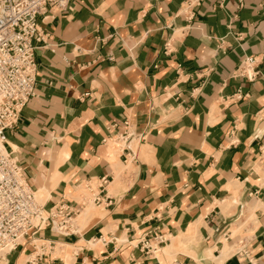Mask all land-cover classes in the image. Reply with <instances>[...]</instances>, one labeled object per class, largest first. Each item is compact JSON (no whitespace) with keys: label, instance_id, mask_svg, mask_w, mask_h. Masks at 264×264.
Returning a JSON list of instances; mask_svg holds the SVG:
<instances>
[{"label":"crops","instance_id":"0c3cea01","mask_svg":"<svg viewBox=\"0 0 264 264\" xmlns=\"http://www.w3.org/2000/svg\"><path fill=\"white\" fill-rule=\"evenodd\" d=\"M189 1L38 18L35 97L5 148L46 208L74 214L40 233L47 264H264V0ZM126 131L143 139L103 143Z\"/></svg>","mask_w":264,"mask_h":264},{"label":"built area","instance_id":"2783aa9c","mask_svg":"<svg viewBox=\"0 0 264 264\" xmlns=\"http://www.w3.org/2000/svg\"><path fill=\"white\" fill-rule=\"evenodd\" d=\"M68 4L69 0H0V264H8L10 256L22 252L26 245L31 250L24 264L54 260L53 244L42 239L40 233L48 230L65 236L74 215L63 204L50 208L40 204L5 148V132L16 127L22 109L35 97L37 67L33 44L42 42L37 20L48 13H64ZM193 4L195 1L190 0L187 8ZM250 64L248 61L241 72ZM135 137L143 139L141 134L126 131L103 143L125 146ZM132 155L129 150L126 157L131 159ZM100 182L102 186L107 184L106 179ZM165 241L153 236L140 242V250L145 255L154 254Z\"/></svg>","mask_w":264,"mask_h":264},{"label":"rangeland","instance_id":"374dc122","mask_svg":"<svg viewBox=\"0 0 264 264\" xmlns=\"http://www.w3.org/2000/svg\"><path fill=\"white\" fill-rule=\"evenodd\" d=\"M136 144L134 145V149L136 148ZM127 167H129V165L127 166ZM126 167V168H127ZM125 168V167H124ZM123 167L122 168H120V170H122V169H124ZM78 194H80V195H83V196H88L89 194H88V191H86V189H84V188H80L79 189V193ZM36 195H37V197H36ZM35 197H36V200L40 203V204H43V202L45 201V198H46V196L45 195H43L42 193H40V194H35ZM41 198V199H40ZM92 205L91 204H89V206L86 208V211L88 210V209H90V208H92L91 207ZM63 254H65V253H63ZM24 258L21 260V262L19 263V264H24Z\"/></svg>","mask_w":264,"mask_h":264},{"label":"bare ground","instance_id":"6f19581e","mask_svg":"<svg viewBox=\"0 0 264 264\" xmlns=\"http://www.w3.org/2000/svg\"><path fill=\"white\" fill-rule=\"evenodd\" d=\"M38 194H40V193H38ZM36 197H37V195H36ZM41 199V198H40Z\"/></svg>","mask_w":264,"mask_h":264}]
</instances>
